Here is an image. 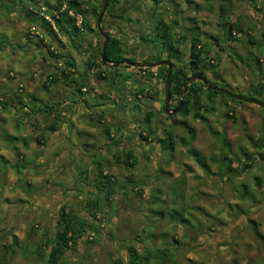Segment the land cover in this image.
<instances>
[{
    "label": "rangeland",
    "instance_id": "rangeland-1",
    "mask_svg": "<svg viewBox=\"0 0 264 264\" xmlns=\"http://www.w3.org/2000/svg\"><path fill=\"white\" fill-rule=\"evenodd\" d=\"M83 1L86 6L94 1L101 3V0ZM7 3L0 0V55L9 59L5 65L0 63V101L8 102V107L0 103L1 111L10 110L14 99L11 101L9 96L16 94L13 90L19 83L31 76L33 83L27 84L36 87L33 92L29 87L24 88V93L23 89L18 92L28 107V113L24 114L22 103L15 102L16 112H21L22 118L16 120V116L0 113V264H45V258H40L35 249L54 238L60 207L65 205L92 222L88 202L97 195L102 207L101 213L95 210L101 217L99 230L86 232L76 250L66 253V264H110L118 257L128 264L130 246L141 255L151 251L156 257L167 250L166 260H160V264H264V240L253 230L256 222L264 235V157L255 145L259 135L264 134V107L228 99V105L236 110L237 123L223 115L224 108L218 113L206 114L207 123L193 117V113L187 117L180 112L167 115L165 85L161 83L160 99L156 100L158 88L154 83L136 79L133 73L140 74L137 67L126 62L128 65H112L105 72L109 79L95 77L97 69L87 74V63L80 57L77 46L98 37L102 44L104 39L100 38L99 30L92 34L86 29L77 32L71 28L72 39L65 36L67 39L57 41L74 53L76 80L86 85L87 92H78L70 83L71 78L64 79L70 88L66 96L62 90L57 93L61 104L56 108L67 112L52 130L53 116L44 110L46 104L55 103L50 96L56 90H49L48 74L34 67L35 61L31 62L29 71L25 70L20 55L30 51L35 58L47 57L51 65L61 62L64 69L67 66L50 58L46 49L25 47V52L20 51L22 37L27 40L26 34L30 31L29 22L19 4L14 5L12 12L7 9ZM221 5L230 11V20L241 29L235 33L237 40L226 41ZM115 7V15L126 8L130 19L122 23L108 16L104 29L123 39L133 62L154 63L160 57L164 60L176 53L168 47L170 39L185 36L187 40L178 45L180 60L172 59L176 68L182 67L190 60L191 36L200 35L206 45V59L212 58L217 64L215 70L220 73L216 77L207 71V80L230 93L264 102V45L261 42L264 0H164L159 5L152 0H116ZM174 20L178 23L172 31H157L158 22L170 24ZM39 22L40 19L35 21ZM141 35L149 40L144 42ZM37 39L35 36L32 41ZM50 42L47 38L46 43ZM4 45L12 48L11 53L4 51ZM160 67L163 66L147 67V76ZM7 68L15 73L17 80L8 87ZM96 81H100L97 96ZM195 81L198 79L192 83ZM141 88L145 97L137 99L135 93ZM75 105L78 109L71 119L67 113ZM102 105L106 108L102 109ZM97 106L102 110L100 114L103 113L100 120L95 115ZM149 109L155 111L154 123L162 141L166 130L174 128V149L168 139L161 146L157 140L150 143L141 140L140 132L147 128L141 122L143 113ZM181 121L188 123L194 135L187 126L179 124ZM107 127L111 138L106 133ZM214 129L227 135L233 155L243 164L248 161L240 149L254 153L251 166L241 175L233 176L231 182L207 175L194 157L200 154L213 172L218 171L220 163L211 160L220 155L221 149L217 134L211 131ZM41 134L45 140L39 141ZM127 149H132L138 158L134 168L115 160V155ZM99 164L116 177L117 184L109 201L97 193L94 185ZM237 165L234 162L233 166ZM256 176L263 183L258 192H255ZM128 177L137 183L136 188L129 184ZM244 183L253 188L255 198L241 196ZM158 195L160 198L155 201ZM172 209L182 211L189 222L171 220ZM240 209L247 212L241 214ZM155 211H164L165 216L160 217ZM151 264H159L158 258H153Z\"/></svg>",
    "mask_w": 264,
    "mask_h": 264
},
{
    "label": "trees",
    "instance_id": "trees-1",
    "mask_svg": "<svg viewBox=\"0 0 264 264\" xmlns=\"http://www.w3.org/2000/svg\"><path fill=\"white\" fill-rule=\"evenodd\" d=\"M8 3L6 4V7L8 10H11L13 12L14 5L19 4L22 9L26 12L27 22H29V30L31 26H39L43 33L42 36L40 35H32L30 31L27 32V42L24 45H20L21 47L26 46L27 43L34 44L37 48H44L46 49L47 55L52 58L55 61H63L65 65L67 66V70H62L61 73L59 71H54L48 75V83L50 85L57 84V82L62 79H68L71 78L70 83L74 84V87L78 92L83 93L82 88L86 87L83 82H79L76 80L75 75H77L78 71L76 69L77 63L73 56H71L69 53L66 52H59L55 51L53 46V41L58 40L60 41L61 35L68 36L70 39H72L71 32L73 31L80 32V30L86 29L88 31L94 32L98 30L97 21L100 14V11L102 9V4H90L89 7L85 5V2L83 0H56L55 3H52L49 0H7ZM155 4H160L164 2V0H152ZM42 2L44 5H41ZM110 2V4H109ZM115 2L116 0H108V8L105 13V16L103 18L102 26L105 28L107 26L106 18L112 17L119 19V22H126L130 18L127 16V9L123 8L119 15H115ZM44 7L45 10H42ZM70 11H73L75 14H80L83 16V20L81 22V25H77V18L75 16H72L69 14ZM221 14L224 20V23L221 25L224 27L226 31V41L231 40H237V37H235L236 31H240L236 25L235 22L230 20V11L221 5ZM46 12V13H45ZM92 13L93 17L95 18V25L94 27L90 25L87 22L86 14ZM49 16L53 23L50 22L46 17ZM35 19V20H34ZM40 19L39 24H36L35 21ZM106 23V25L104 24ZM178 23V21L174 20L171 21V23H166L164 21L158 22L157 25V31H162L165 29L166 31H172L175 25ZM111 25V22H109ZM72 28V29H71ZM84 31V30H83ZM110 35V42L107 45L106 49V59L109 63L113 64H122L124 62H133L134 59L132 57L128 56V52L126 51V45L122 38H119L115 36L114 34L108 32ZM167 36V32L164 33ZM47 35L52 37V41L48 44L46 43V39L48 38ZM101 35V34H100ZM159 36V32L156 34ZM176 35V34H175ZM37 36V40L32 41L33 38ZM54 37V38H53ZM102 36H100L101 38ZM141 39L144 42H147L149 39H147L146 36L141 35ZM157 40V39H156ZM169 43V48L172 50H176V53L174 52L172 55L170 54L167 56V59L170 61V59H177L180 60L181 51L179 48V43L185 42L187 40V37H178V38H171ZM73 41V40H72ZM261 42L264 45V31L261 33ZM104 43V40H103ZM102 44H100L97 48V51L95 54H92L89 59L86 61L87 63V74L93 70L97 69L95 73V77L101 79H109L111 77H108L105 75V72H107L108 67H113L109 64H104L101 56H102ZM43 44L42 46H40ZM6 47V45H4ZM205 48L206 45L202 41V38L200 35L191 36L190 43L188 45L189 49V57L190 60L188 63H184L182 67L176 68L175 70H172L171 74V86H170V92H171V99L170 101L177 100L176 95L180 93V96H182V101L184 103L183 109L180 111V114L187 117L190 115V113H193V117L198 118L199 120L207 123L208 117L206 116L209 114H215L220 111L221 108L226 109L223 113V115L233 120L234 123H237L238 117L236 116V110L234 107H231L228 105V99L232 100L235 98H232L224 93L212 90L208 88L204 83L201 81H195L191 84H189L190 79H192L195 76H201L206 78V72L212 71L214 76L220 75L219 72L215 70L217 67V64L213 62L212 58L206 59L207 56H205ZM0 50H2L0 48ZM159 60H163L162 57L159 58ZM259 62V61H257ZM124 63L125 65H128ZM123 64V65H124ZM172 64V63H171ZM103 68V69H99ZM141 71H146L147 67L138 68ZM166 72L167 68L165 66L160 67L157 69V78L160 81V83H163V85L166 84ZM59 75H62V77ZM113 79V78H112ZM67 82V81H66ZM47 83V82H46ZM188 87V89H186ZM165 93H166V86ZM143 88H141L138 92L135 93V95L138 98L145 97V94L143 93ZM204 95V98L202 97ZM102 98L106 99L107 96L101 95ZM203 98V99H202ZM222 98V99H221ZM180 98L178 99V101ZM237 100V99H236ZM15 102L22 103V107L27 108V105L23 101L22 96H18L17 99L14 98V101L12 104H15ZM3 107H8V102L6 101H0ZM0 104V105H1ZM60 104H46L45 110L48 114L53 115V121L51 122L50 128L52 130H55L57 128L56 124L61 119L63 113L58 112L56 106H59ZM42 110V109H41ZM43 111V110H42ZM205 112V113H203ZM25 113H28L25 111ZM173 115H176L173 114ZM156 114L155 111L152 109L150 110H144L143 113V119L141 122L147 125V128L142 129L140 132V138L145 143H150L151 141H158L159 146L160 143H165L169 140V144L174 149L173 144L175 141V131L173 127H170L166 130V138L164 141H162L163 138H161L158 135V129L154 123V118ZM103 113L98 115L99 120L102 119ZM244 122V120H243ZM246 122V121H245ZM263 124H264V117H263ZM179 124H183L188 127L191 131L194 130L188 126V123L185 121L179 122ZM208 128L211 129V125L207 124ZM106 133L108 134L109 138H111V134L109 132V128H106ZM213 133L217 134L218 141L221 143V149H220V155L216 158L215 156L211 159L213 162L220 163L218 166V171L213 172L211 165L209 162L202 158L200 154L196 156L194 154L196 162L199 164V166L203 169V171L207 175H217L221 178L229 179L230 182L233 179V176L235 175H241L243 172H245L246 168L251 166V163L253 160H255L254 153L251 151H248L245 148H241V152L245 158L247 163H242L241 159H239L238 156L235 157L233 155L232 151V145L231 142L227 139V136L225 133H221L219 131H213ZM193 135H191V140L193 139ZM45 140V137L41 134L38 137V140ZM168 139V140H167ZM186 144V141H184ZM255 145L257 147V151L259 149L261 150V156L264 157V134H260L258 139L255 140ZM21 155V153H18ZM115 160L117 163L124 164L128 168H134L138 158L135 155L134 151L132 149L124 150L121 154L115 155ZM234 162H237L238 165L235 167L233 166ZM18 167H24V165L17 164ZM130 185H132V188H136V182L132 179V177L127 178ZM95 181V188L97 190V193H102L105 195V199L109 201L111 199V196H113L115 186L117 184L116 177L112 174H109L108 171L102 166H97V174L94 177ZM255 192H258V189L263 187V183L261 182V178L256 176L255 177ZM243 189L241 191L242 197L247 198H255L256 194L252 190L248 184L244 183ZM239 190V189H237ZM159 194L162 193L161 190H157ZM160 198V195L156 196L154 199L155 201ZM100 196L97 195L95 199L91 200V202H88V213L90 214L92 222L89 221L86 217L76 213L73 209H69L67 206L62 205L60 207V210L58 212V219L56 223V231L55 236L52 240H48L45 242H42L39 244L36 249L35 253L40 258H45V264H66L64 261V257L68 251L76 250L79 242L84 238L86 232L88 230H92L94 232H97L99 230V223L101 222V217L98 216L99 213H97L95 210H99L100 213L102 212V207L100 206ZM239 213L244 214L247 212V210H238ZM156 215H160V217H164L165 213L164 211H155ZM171 220H176L178 222H189L186 217H184V213L177 209H172L169 213ZM253 230L255 234L261 239L264 240V235L260 232L258 228V223L253 222ZM152 236V234L150 235ZM49 248V252H45V250ZM129 251V262L128 264H151L153 258H158V262L160 264V260H166L167 250L162 251V256H155V254L151 251H148L146 254L141 255L138 250L134 246L128 247ZM110 264H125L122 258L118 257L111 261Z\"/></svg>",
    "mask_w": 264,
    "mask_h": 264
},
{
    "label": "crops",
    "instance_id": "crops-1",
    "mask_svg": "<svg viewBox=\"0 0 264 264\" xmlns=\"http://www.w3.org/2000/svg\"><path fill=\"white\" fill-rule=\"evenodd\" d=\"M94 5H96L97 3H96V1H94V3H93ZM87 7H89V5L87 6ZM76 15H78V14H76ZM87 16H86V18H87V22L90 24V25H92L93 27H94V25H95V21H94V17H93V14L92 13H88V14H86ZM77 18V17H76ZM82 18H83V16H82ZM77 23H78V21H77ZM21 29V27H19V30ZM84 30V29H83ZM91 32V31H90ZM92 34L93 33H95V32H91ZM47 37L49 38V41H52L53 39L49 36V35H47ZM60 38H66L65 36H59ZM67 39V38H66ZM86 40H87V37L85 38ZM26 38H24V37H22V42H21V44L20 45H24V44H26ZM53 43H54V46H53V48H54V50L57 52V51H59V52H66V53H69L71 56H73V57H75L74 56V53L73 52H70L68 49H66L64 46H62V45H60V43L57 41V40H55V41H53ZM19 45V49H20V51L21 52H25V47H28V48H33L34 49V44H33V42L32 43H27V45L26 46H23V47H21ZM100 45V39H99V37L97 38V39H95L94 38V41H92V42H89L88 43V41L86 42L85 41V43H83V45H79V46H77V48L79 49L78 51H79V55H80V57L82 58V59H84L85 61H87L88 59H89V57L92 55V54H95L96 53V51H97V48H98V46ZM12 49V48H11ZM11 49L9 48V46H6L5 48H4V51H6V52H8V53H11ZM44 49V48H43ZM89 49H91L92 50V52H88V50ZM45 50V49H44ZM86 52V53H85ZM32 52H28V53H25V55H20V56H22L21 57V61L23 62V66H24V69L25 70H27V71H29L30 69H29V67H31V62L32 61H35L34 63V67H36V68H39V69H41L42 68V71H45L48 75L50 74V73H52V71L54 72V71H56V70H58V69H60V66H62L63 67V64L60 62V63H58L57 65H51L50 63V61L47 59V57H45V56H38L37 58H35L33 55L34 54H31ZM13 56H15V55H13ZM9 61V59L8 58H6L5 56H1L0 55V63H3V65H5L6 64V62H8ZM66 66V65H65ZM61 67V68H62ZM8 69V70H7ZM6 69V71H5V73H6V75H7V78H6V80H7V87L9 86V84H11L12 82H15L16 83V75H15V73L10 69V68H7ZM62 70H64V67L62 68V69H60V71H62ZM65 70H67V69H65ZM96 70L95 69H93V70H91L90 71V73H94ZM140 71V74L138 75L137 73H133V75L135 76V78L136 79H140L142 82H144V83H146V82H148V83H154L155 84V86L158 88V91L157 92H155L156 93V100H159L160 99V96H159V89H160V87H161V83H160V81L158 80V78H157V71L156 72H154L153 74L151 73V74H149L150 75V77H148L147 76V71H141V70H139ZM132 72H135V71H132ZM34 75V74H33ZM35 76V75H34ZM74 77H77V75H75ZM9 79H10V81H9ZM32 79H34V77H28V80L26 81V82H21V83H19L18 85H17V89H16V87L14 88V90H13V92H15V90H16V94L14 95V96H9V99L11 100V101H13V99L14 98H16L17 99V97L18 96H22V94L21 93H18L21 89H23V93H24V88H28L29 87V89H30V91L31 92H33L34 91V89H35V87L36 86H34L33 84H27L28 82H30V83H33V80ZM63 79V78H62ZM62 79H60L58 82H57V84H52V85H49V90L50 91H53V90H56V93H53L52 94V96H50V100H54L55 101V103H53V104H61V102H59V101H61V96L60 95H58L57 93L60 91V90H62V92H63V94H64V96H66V94H67V89L68 88H70V86H69V84H67V82L66 81H64V80H62ZM2 80H4L3 78H2ZM95 80H96V78H95ZM97 82V81H96ZM98 83V85H99V88H96V89H94V92L96 93V96L97 95H100V81L99 82H97ZM19 86H21V87H19ZM87 87H84V88H82V90H83V92H87V91H85L84 89H86ZM57 94V95H56ZM158 97V98H157ZM24 99V98H23ZM64 104H66V105H69V104H67V103H64ZM103 106V105H102ZM97 107H99V106H97ZM28 108V107H27ZM27 108H25V110H23V113L24 114H26L25 113V111H28V109ZM104 108H106V106L104 105L103 107H102V109H104ZM9 111H7V109L6 110H4V111H1V109H0V113L1 112H6L7 114H9V115H12V116H16L15 118H16V120H19L20 118H22L21 116L23 115L21 112H19V113H17L16 112V108H15V104H12L10 107H9ZM78 109V107H77V105H75V106H73L72 107V110H71V112H69V113H67V115H69V117L72 119L73 118V113H75V111ZM150 110V109H149ZM57 111L58 112H62L63 113V115L64 114H66V112H67V110H66V112L63 110V108L61 109V108H57ZM102 110H101V108L99 107V109H96L95 110V115L97 114V115H99L100 114V112H101ZM16 112V113H15ZM91 113V112H90ZM53 116V115H52ZM63 127L64 128H62V129H66L65 128V125H63ZM125 135H126V137H127V135H128V133H125Z\"/></svg>",
    "mask_w": 264,
    "mask_h": 264
},
{
    "label": "water",
    "instance_id": "water-1",
    "mask_svg": "<svg viewBox=\"0 0 264 264\" xmlns=\"http://www.w3.org/2000/svg\"><path fill=\"white\" fill-rule=\"evenodd\" d=\"M101 4H102V9L100 11L99 17H98V21H97V26H98V30L99 33L101 34V36L104 39V43L102 45V56L101 59L103 61V63L109 64V65H114L115 67H118L119 64H112L109 63L106 59V49H107V45L110 42V35L108 34V32L103 28L102 26V22H103V18L105 16V13L107 11L108 8V0H101ZM128 63V62H127ZM130 66H134L137 68H143V67H154V66H167V72H166V100H165V112L167 113V115H173L175 113L180 112L183 107H184V103L182 101V99L179 100V105H177L175 108L171 109L170 107V99H171V92H170V86H171V74H172V70H173V66L170 63L169 60H160L154 63H142V62H129L128 63ZM195 79L201 80L208 88L224 93L232 98H235L239 101H243V102H248V103H252V104H256L259 105L261 107H264V102H261L259 100L250 98V97H245V96H240V95H236L233 93H230L229 91L222 89L221 87H218L216 85L211 84L208 80H206V78L201 77V76H195ZM195 79H190L189 82L192 83L193 80ZM188 89V87L186 88Z\"/></svg>",
    "mask_w": 264,
    "mask_h": 264
},
{
    "label": "built area",
    "instance_id": "built-area-1",
    "mask_svg": "<svg viewBox=\"0 0 264 264\" xmlns=\"http://www.w3.org/2000/svg\"><path fill=\"white\" fill-rule=\"evenodd\" d=\"M42 8H43L42 10H45L44 7H42ZM69 14L72 15V16L77 17V21H78L77 25L80 26V25H81V22H82V20H83L82 15H80V14L76 15L73 11H70ZM46 18H47L50 22L53 23V20H52L49 16H47ZM30 33H31L32 35H40V36H42L43 31H42V29H40V28L37 27V26H31V27H30Z\"/></svg>",
    "mask_w": 264,
    "mask_h": 264
},
{
    "label": "flooded vegetation",
    "instance_id": "flooded-vegetation-1",
    "mask_svg": "<svg viewBox=\"0 0 264 264\" xmlns=\"http://www.w3.org/2000/svg\"><path fill=\"white\" fill-rule=\"evenodd\" d=\"M166 60H168L167 58H166ZM171 60V63H172V66H173V70H175L176 69V67H175V64H174V62L172 61V59H170ZM166 68H167V66H165ZM198 81H201V80H198ZM202 82V81H201ZM203 83V82H202ZM189 84H191V82H189ZM176 98H177V100H174L173 102H175L176 101V103H173L172 101H171V105H170V107H171V109H173V108H175L177 105H179V101H178V99L180 98V99H182V96H180V93L178 94V95H176ZM211 131H217V130H211ZM221 133H223V132H221ZM227 136V135H226ZM217 140H218V136H217ZM219 142V141H218Z\"/></svg>",
    "mask_w": 264,
    "mask_h": 264
},
{
    "label": "clouds",
    "instance_id": "clouds-1",
    "mask_svg": "<svg viewBox=\"0 0 264 264\" xmlns=\"http://www.w3.org/2000/svg\"><path fill=\"white\" fill-rule=\"evenodd\" d=\"M38 27V26H37ZM41 29V28H40Z\"/></svg>",
    "mask_w": 264,
    "mask_h": 264
}]
</instances>
